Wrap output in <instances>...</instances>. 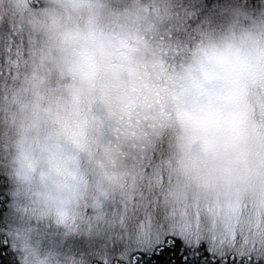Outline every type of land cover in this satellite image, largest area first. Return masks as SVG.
Instances as JSON below:
<instances>
[{"label": "trees", "instance_id": "trees-1", "mask_svg": "<svg viewBox=\"0 0 264 264\" xmlns=\"http://www.w3.org/2000/svg\"><path fill=\"white\" fill-rule=\"evenodd\" d=\"M9 2L0 3V156L8 153L4 137L14 149L28 140L22 160L27 164L31 158L27 146L45 142L52 149L37 160L44 169L50 164L71 168L62 171V181L74 185L98 182L94 177L101 178L105 171L95 170L103 167H183L198 172L203 167L243 176L250 173L247 169L264 168L256 161L264 159V130L248 123L253 112L259 110L263 117L264 86L255 90L261 62L243 45L228 42L206 49L201 62L195 55L201 45L179 49L177 43L157 44L159 35L150 38L147 33L148 40L140 42L144 47L140 55L104 60L93 48L78 46L72 52L71 45L61 43L58 18L45 19L38 27L39 20L24 14L30 5L21 1L12 8ZM145 111L159 115L146 120ZM125 158L132 160L123 163ZM8 162L0 166V244L6 238V204L12 202L11 195L3 192L7 179L1 173L9 168ZM185 190L141 189L133 201L127 190L122 197L116 193L102 201L94 214L101 211L123 221L130 216L160 217L177 202L200 198ZM12 191L13 187L7 193ZM83 197L77 199L79 208L82 200L93 199L91 194ZM161 246L169 255L171 249ZM147 255L151 253L143 264H148ZM121 263L126 260L117 264Z\"/></svg>", "mask_w": 264, "mask_h": 264}, {"label": "rangeland", "instance_id": "rangeland-1", "mask_svg": "<svg viewBox=\"0 0 264 264\" xmlns=\"http://www.w3.org/2000/svg\"><path fill=\"white\" fill-rule=\"evenodd\" d=\"M7 1L12 8L21 1L30 5L29 13L24 14L39 20L38 27L45 19L58 18L57 39L61 43L71 45L72 52L78 46L87 51L93 48L96 57L104 60L140 55L144 49L140 42L158 35L157 44L177 43L179 49L201 45L195 53L201 62L206 51L215 47L228 42L229 46L243 45L244 51L261 62L255 90L264 86V0H245V4L240 0ZM39 35L44 38L40 31ZM228 49L234 52L237 48ZM262 114L259 110L251 113L249 125L264 130V108ZM145 115L151 120L149 116L158 117L159 112L145 111ZM4 142L8 153L0 156V166L9 159V168L1 171L7 179L3 192L11 195L12 202L6 204L4 213L6 238L5 244H0V264H117L126 260L129 250L153 247L160 243L158 235L162 238L165 234L198 248L205 245L240 255L264 253V168L260 166L247 169L250 173L246 176L234 170L221 175L202 166L198 167L202 173L183 167H103L95 170L105 171L101 178L94 177L98 182L74 185L62 181V171L71 168L50 164L44 169L37 160L52 149L45 142L38 144L40 148L27 146L29 164L22 163L27 139L16 149L5 137ZM131 160L125 158L123 163ZM256 161L264 163V159ZM192 185L194 189L189 188ZM11 187L15 191L7 193ZM153 187L186 189L200 198L177 202L160 217L136 220L130 216L123 221L101 211L94 214L102 201L116 193L122 197L128 190L133 201L139 190ZM231 193L233 196H226ZM87 194L93 199L82 200L79 208L77 199Z\"/></svg>", "mask_w": 264, "mask_h": 264}, {"label": "snow or ice", "instance_id": "snow-or-ice-1", "mask_svg": "<svg viewBox=\"0 0 264 264\" xmlns=\"http://www.w3.org/2000/svg\"><path fill=\"white\" fill-rule=\"evenodd\" d=\"M160 243H156L148 249H131L126 256V264H143L147 255L148 264H227L226 253L214 247L201 245L199 248L185 244L178 237L170 238L168 235H158ZM171 249L169 255L165 256V247Z\"/></svg>", "mask_w": 264, "mask_h": 264}, {"label": "flooded vegetation", "instance_id": "flooded-vegetation-1", "mask_svg": "<svg viewBox=\"0 0 264 264\" xmlns=\"http://www.w3.org/2000/svg\"><path fill=\"white\" fill-rule=\"evenodd\" d=\"M226 254L225 259L227 260V264H264V253L257 254L254 252L253 254L240 255L231 252Z\"/></svg>", "mask_w": 264, "mask_h": 264}]
</instances>
